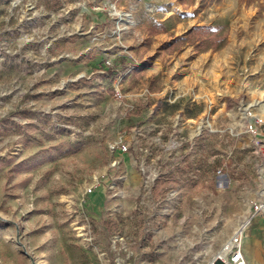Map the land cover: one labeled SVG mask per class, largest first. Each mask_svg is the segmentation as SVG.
Returning <instances> with one entry per match:
<instances>
[{"label":"rangeland","instance_id":"obj_1","mask_svg":"<svg viewBox=\"0 0 264 264\" xmlns=\"http://www.w3.org/2000/svg\"><path fill=\"white\" fill-rule=\"evenodd\" d=\"M226 44L206 92L193 86L205 98L151 109L167 86L188 89L175 65L186 47L214 57ZM242 97L264 99V0H0V264H229L225 243L263 197L252 133L206 131L181 159L158 149L145 172L126 154L115 189L109 145L152 110L198 121L209 99L224 128ZM242 247L264 264L263 218Z\"/></svg>","mask_w":264,"mask_h":264},{"label":"built area","instance_id":"obj_2","mask_svg":"<svg viewBox=\"0 0 264 264\" xmlns=\"http://www.w3.org/2000/svg\"><path fill=\"white\" fill-rule=\"evenodd\" d=\"M166 90L163 92L162 99H165L168 103L172 104L176 101L186 97L187 101L192 103L205 98L203 94L195 91L192 87H188L185 91H178L175 85L167 86ZM150 91L148 88H144L142 92L137 95L145 96L149 94ZM151 94V93H150ZM116 95L121 99L125 100L128 97V93L121 91L120 88H116ZM134 95V94H132ZM131 95V96H132ZM203 97V98H202ZM125 105L133 110L134 105L124 101ZM214 102L212 99H209L208 102H205V111L204 114L198 119V121L191 122L190 118H186L183 113L177 111L171 121H164L162 117L155 118L156 112L152 110V113L149 115L151 124H145L146 122L133 124L130 126L129 131L126 133L125 138H122L118 141L110 143L111 151V161L110 168L115 171V176L111 178L112 184L110 188H117V182L123 177L118 173V169L121 165L122 159L128 154L131 158L139 160L140 169L145 172L144 161L146 159L161 158L160 154L162 152L166 153L169 156H173V159L182 158L184 155L188 154L193 150L195 145V140L197 137L205 133L206 131L217 132L222 129L230 130H239V132L247 131L254 135L255 142L257 145V150L260 152L263 161H264V99L261 98H244L239 99L235 104L228 108L233 120L230 121L224 128L218 126V123L215 121V116L211 113ZM158 115V114H157ZM162 119V120H161ZM170 126L173 130L169 133L168 139L164 141L161 137L162 130L165 127ZM188 126L190 128L189 134L187 136L183 135V129ZM157 130V137L154 140H146V135L152 129ZM155 148H157L155 150ZM161 149V151H157ZM222 168H217V172H221ZM160 174V171H157L156 175ZM263 178L262 193L263 197L258 198L252 202L250 207V214L247 216V225L241 223L231 237L225 243V248L227 250L229 264H241L244 260V252L242 247L244 231L247 226L252 222L253 218L257 215L258 218L264 219V172L261 173ZM107 176V175H106ZM99 178L95 176V181L87 186V191H93V188L99 184Z\"/></svg>","mask_w":264,"mask_h":264},{"label":"crops","instance_id":"obj_3","mask_svg":"<svg viewBox=\"0 0 264 264\" xmlns=\"http://www.w3.org/2000/svg\"><path fill=\"white\" fill-rule=\"evenodd\" d=\"M229 44V43H228ZM221 45L218 50L214 51V57H211L208 55V53L201 52L200 54L193 56L192 47L188 46L186 47L182 53H180L177 57V60H175V65H180L183 68V75H182V81L185 82L186 87H192L196 86L199 88L200 91H205L208 88V81H212L214 78H211V80H208L209 75H213V70L216 71L218 65H222L226 59L228 60L231 55V46L230 45ZM182 55L184 59H182ZM188 59H186V57ZM171 58L170 61H173L176 58ZM160 72L154 73L152 76L158 75ZM146 75H149L146 74ZM162 103V98H158L156 101L153 100L151 102V107L153 106L156 110L160 107ZM144 108V107H143ZM149 107L145 106V110H148ZM164 119V117L162 118ZM126 156V155H125ZM129 170V169H128ZM132 170H129V172Z\"/></svg>","mask_w":264,"mask_h":264},{"label":"bare ground","instance_id":"obj_4","mask_svg":"<svg viewBox=\"0 0 264 264\" xmlns=\"http://www.w3.org/2000/svg\"><path fill=\"white\" fill-rule=\"evenodd\" d=\"M93 191H91L89 194H91ZM244 223H245V225H247V219L243 222V225H244ZM225 250H226V248L225 249H222V252L227 254V250L226 251ZM241 264H246L245 257H244V260H243V262Z\"/></svg>","mask_w":264,"mask_h":264},{"label":"trees","instance_id":"obj_5","mask_svg":"<svg viewBox=\"0 0 264 264\" xmlns=\"http://www.w3.org/2000/svg\"><path fill=\"white\" fill-rule=\"evenodd\" d=\"M194 28H199V29H201V28H203V26L202 27H200V26H195ZM205 28H207V27H205Z\"/></svg>","mask_w":264,"mask_h":264}]
</instances>
